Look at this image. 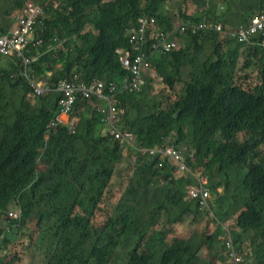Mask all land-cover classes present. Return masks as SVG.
Instances as JSON below:
<instances>
[{
    "label": "trees",
    "instance_id": "trees-1",
    "mask_svg": "<svg viewBox=\"0 0 264 264\" xmlns=\"http://www.w3.org/2000/svg\"><path fill=\"white\" fill-rule=\"evenodd\" d=\"M145 1L0 0L1 34L28 2L43 8L42 45L26 56L40 55L29 73L47 83L79 75L120 84L130 72L118 50L128 48L129 32L145 15L157 19L145 47L156 35L178 44L150 56L158 88L154 76L143 75L138 92L118 95V127L136 136L135 146L117 140L81 97L74 129H51L60 96H34L21 58L0 61V264H23L34 242L42 264H223L236 259L227 245L231 225L242 263L264 264V36L239 42L212 31L182 33L176 16L162 10L174 0ZM199 1L209 13L179 17L216 21L220 11L247 24L264 13V0ZM167 140L192 173L177 176L170 157L148 151ZM198 170L219 180L224 193L214 202L215 229L187 234L181 226L206 210L187 188ZM10 210L20 218L6 220ZM27 231L28 244L16 241ZM223 236L226 254L216 248Z\"/></svg>",
    "mask_w": 264,
    "mask_h": 264
},
{
    "label": "built area",
    "instance_id": "built-area-1",
    "mask_svg": "<svg viewBox=\"0 0 264 264\" xmlns=\"http://www.w3.org/2000/svg\"><path fill=\"white\" fill-rule=\"evenodd\" d=\"M44 15V10L40 4L28 2L25 5L18 15L14 27L6 34H0V61L14 56L21 58L27 68V71L22 72V75L28 78L34 96L43 98L52 94L60 96L57 102L59 114L57 120L50 125L51 129L57 128L59 124H67L71 129H74L78 119L72 116V112L78 97H81L93 104L98 114L102 115L107 126L111 128V133L117 140H120L125 145L135 146L136 136L133 133H126L118 127L122 112L118 107L120 103L118 95L123 91L129 93L138 92L141 86L145 84L143 75L145 77L153 76L150 56L157 52L166 54L173 52L178 47L177 42L170 39L169 35H156L155 41L145 47L144 44L147 42L146 31L157 22L154 16L145 15L139 19L138 25L129 32L128 48L118 50L122 67L130 72V75H127L120 84L114 82L106 83L98 79H93L91 82L86 83L79 75L68 79L64 78L58 83L45 82L44 84V81L34 78L28 69L33 62L39 61L40 55L26 56V51L29 47L39 48L42 45V39L39 34L37 36V30L39 31V27L43 25L41 18ZM174 29H179L182 33L188 30L193 33L212 31L217 33L223 41L251 42L253 37L264 36V13L255 14L247 24L233 26L212 20H204L200 23H186L185 20L176 18ZM262 42L264 44V38ZM62 117H66L67 120L64 121ZM167 141L169 142L168 144L148 148V151L152 155L161 154L165 157H170L179 166L177 176H181L184 173H192L181 150L176 145L171 144L170 140ZM197 176H201L202 183L192 188L189 194L192 199L201 200L203 206L207 207L208 201L212 199V193L206 187V179L203 173L195 174V177ZM20 215L19 210L12 212L10 210L6 214L5 219L13 218L18 220ZM227 245L229 250H232L231 255L236 258L235 260L242 258L240 261H243V257L235 252L231 235L228 237Z\"/></svg>",
    "mask_w": 264,
    "mask_h": 264
},
{
    "label": "rangeland",
    "instance_id": "rangeland-1",
    "mask_svg": "<svg viewBox=\"0 0 264 264\" xmlns=\"http://www.w3.org/2000/svg\"><path fill=\"white\" fill-rule=\"evenodd\" d=\"M145 0H142V3L145 4ZM167 9L168 10V13L172 16H176V18H180V11L181 13H186V14H189L190 16L192 17H200V16H204L205 15V12L206 13H209L210 12V9L208 7V5L203 1V2H200L199 0H174L171 2L170 5H168L167 7L166 6H162V10L164 9ZM232 12L231 9H229V12ZM233 13V12H232ZM219 16L216 20H219L220 22H222V18H224L226 15L225 14H222L220 11L218 12ZM223 15V16H221ZM229 17V16H227ZM181 19V18H180ZM58 46L60 48H62V43H58ZM153 76L155 77V84H156V87L158 88L159 87V83L161 82V79L158 78L155 74H153ZM44 81V80H42ZM46 81H44V84H45ZM146 114H141V112H136L135 111V114L133 115L134 119L138 118L143 120V117L145 116ZM74 116V115H73ZM77 119V117H75ZM138 122V121H137ZM139 123V122H138ZM202 173L201 170H198L196 173ZM204 177V176H202ZM206 179V187L208 189L211 190V193H212V199L209 200L208 202V206L205 207V212L197 217L193 216L189 219V222L185 223V225L181 226V231L184 232V233H187V234H191L192 232L194 233L195 231L197 230H208V229H215V223L213 221V219L216 218V215L214 213V202L216 201L217 198H220V196L224 193V186H222L221 184H219V180H216V186L213 187L215 184H214V181H211L209 179V177H205ZM222 180V178H221ZM193 181L195 183V186H197L198 184L201 185L202 183V178L201 176H197V177H193ZM205 181V180H204ZM184 184H188V180H186L184 182ZM187 188H189V191L191 189V185H188ZM188 191V192H189ZM219 195V196H218ZM33 220L35 222L29 224L31 227L32 226H35L37 223V218L34 217ZM233 226L231 225L230 227L227 226V231H226V234L227 235H230V228H232ZM29 234H30V231H27V236L23 235L22 237H19L20 239L16 240L18 242H21V243H27L28 244V237H29ZM226 240V237H222L221 238V243H219L216 248L217 249H220L219 251H224V254H226V250L224 248V242ZM6 245V244H5ZM208 250L204 251L203 254L205 256H208ZM252 257V255H251ZM250 259H254L253 257L250 258ZM242 260L241 259H238V260H233L231 261L230 258H228V261L224 262L223 264H244L242 263ZM43 263V258H42V255H41V251L40 249L37 248L35 242L33 243V245H31V247L26 251V254H25V260L23 262V264H42Z\"/></svg>",
    "mask_w": 264,
    "mask_h": 264
},
{
    "label": "crops",
    "instance_id": "crops-1",
    "mask_svg": "<svg viewBox=\"0 0 264 264\" xmlns=\"http://www.w3.org/2000/svg\"><path fill=\"white\" fill-rule=\"evenodd\" d=\"M237 15L235 14L233 17H231V16H229V17H224V18H222V23H224V24H226V25H239V24H243V22H242V18L241 17H236ZM7 23H5V24H2L1 26H0V34L1 33H4V32H2L1 31V29H3L4 30V28H5V25H6ZM15 23H12L11 25H9V27L11 28V27H14L13 25H14ZM6 30V29H5ZM5 62V61H4ZM62 119L65 121V120H67V118L66 117H62ZM217 180V179H216ZM216 180L214 181V187L216 186ZM226 262V261H225Z\"/></svg>",
    "mask_w": 264,
    "mask_h": 264
},
{
    "label": "clouds",
    "instance_id": "clouds-1",
    "mask_svg": "<svg viewBox=\"0 0 264 264\" xmlns=\"http://www.w3.org/2000/svg\"><path fill=\"white\" fill-rule=\"evenodd\" d=\"M217 21V20H216ZM220 22V21H219ZM200 173V172H199ZM195 174H197V173H194V177H195ZM205 176V175H204ZM205 177H207V176H205ZM194 187H196V186H194ZM192 188V187H191ZM211 191V190H210ZM230 235H232L231 233H230ZM230 235H228V237L230 236ZM228 237H227V239H228Z\"/></svg>",
    "mask_w": 264,
    "mask_h": 264
},
{
    "label": "bare ground",
    "instance_id": "bare-ground-1",
    "mask_svg": "<svg viewBox=\"0 0 264 264\" xmlns=\"http://www.w3.org/2000/svg\"><path fill=\"white\" fill-rule=\"evenodd\" d=\"M212 20V19H211Z\"/></svg>",
    "mask_w": 264,
    "mask_h": 264
}]
</instances>
